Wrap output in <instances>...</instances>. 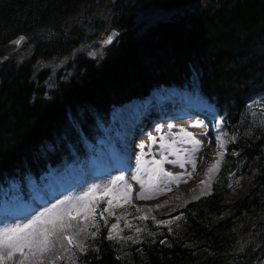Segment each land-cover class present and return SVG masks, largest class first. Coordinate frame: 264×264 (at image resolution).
<instances>
[{
  "label": "trees",
  "instance_id": "trees-1",
  "mask_svg": "<svg viewBox=\"0 0 264 264\" xmlns=\"http://www.w3.org/2000/svg\"><path fill=\"white\" fill-rule=\"evenodd\" d=\"M190 5L148 29L136 23L142 10ZM111 28L117 40L90 56ZM21 33L32 57L0 64V186L85 157L116 106L161 84L206 96L227 145L211 193L174 219L129 224L98 199L87 221L49 223L41 248L0 264H264V0H0V45ZM65 57L57 74L37 66Z\"/></svg>",
  "mask_w": 264,
  "mask_h": 264
},
{
  "label": "rangeland",
  "instance_id": "rangeland-1",
  "mask_svg": "<svg viewBox=\"0 0 264 264\" xmlns=\"http://www.w3.org/2000/svg\"><path fill=\"white\" fill-rule=\"evenodd\" d=\"M174 10L171 12L160 10L145 12L139 15V19L146 22L157 18L168 20L175 13L172 12ZM103 38L91 45L90 56L94 57L98 53L104 52ZM171 40L169 39L170 42ZM139 50L138 48L137 54H141L143 60L144 55L142 51L139 53ZM197 52L199 50L195 49L194 53L184 54L187 57H191V55L194 57ZM31 56L32 51L27 48L19 55L18 59L22 61ZM68 59L65 57L55 63L40 61V64L42 68H51L57 74V71L66 65ZM188 98L190 101L191 97ZM196 100L193 102L198 105V99ZM121 109L122 107H118L112 117L118 127L110 132V137L113 142L120 145L115 157L121 160L124 168L131 167V171L122 175L113 169L107 173L105 168L108 161L109 166L114 168L117 166L112 163L111 159L114 149L106 154L104 145L102 159L93 158L92 165L87 163L85 164L87 166H81L80 170L75 169L74 174L70 177V185H73V189H75L74 194H79L74 197V201L63 199L55 208L46 211L40 217L19 220L14 216L11 227L4 229L0 227V258L4 259L7 255L10 257L24 256L27 250L34 252L37 248H41L39 243L47 225L55 224L68 217L81 216L84 210L87 215L89 199L108 195L111 202L129 218L138 215L155 218L158 215L169 214L174 209L181 208L186 203L211 192L212 183L219 172L227 142L222 134L221 121L216 116L214 109H211L210 112L215 118L214 123L211 119V123L203 122L195 115L183 117L173 113L163 118L158 126L155 123L150 125L149 129L142 134L140 133L145 129L140 128L142 120L139 121V118H135V122L131 123L130 117L133 115V111L131 113L129 111L130 115L124 116V111L128 110ZM135 109L140 112L139 107H135ZM41 154L42 152H40ZM143 157L145 159L141 161ZM137 170L140 173L136 174ZM46 177L49 179L52 178V175L47 174ZM191 188L193 191H189ZM49 195L46 186L40 185L38 191L34 193L33 199L39 205L45 200V202L52 201ZM138 195L141 196L138 197ZM35 196H39L40 200ZM55 197L59 199L60 195ZM3 209L8 214L16 212L22 214L27 210L20 206H2ZM39 226L42 231L37 230Z\"/></svg>",
  "mask_w": 264,
  "mask_h": 264
},
{
  "label": "water",
  "instance_id": "water-1",
  "mask_svg": "<svg viewBox=\"0 0 264 264\" xmlns=\"http://www.w3.org/2000/svg\"><path fill=\"white\" fill-rule=\"evenodd\" d=\"M118 32L112 31L107 40L105 41V44L112 43L116 37L118 36ZM27 41V38L24 35H20L17 38L11 40L7 44H5L3 47H0V61H3L8 57V54L11 52H15L23 47L24 43Z\"/></svg>",
  "mask_w": 264,
  "mask_h": 264
},
{
  "label": "bare ground",
  "instance_id": "bare-ground-1",
  "mask_svg": "<svg viewBox=\"0 0 264 264\" xmlns=\"http://www.w3.org/2000/svg\"><path fill=\"white\" fill-rule=\"evenodd\" d=\"M140 13V12H139ZM139 13H137L136 14V18L138 17V15H139ZM53 58V57H52ZM51 59V58H50ZM47 59H38V61H37V66L39 67V69H41L42 67H41V64H40V61H45V62H47V63H49L50 61H46ZM260 84H264V82L262 83H260ZM172 85H168V84H161L160 86H155L153 89H161V88H164V87H171ZM263 87H264V85H263ZM256 91V88H254V87H252L250 90H249V92H248V94L249 95H251V94H253L254 92ZM249 95H248V97H249ZM250 98V97H249ZM156 99H157V96H156ZM245 102H246V106H247V104H248V102H247V100H245ZM110 103H112V102H110ZM108 105H110V104H108ZM139 105V104H138ZM226 105V104H225ZM227 106V105H226ZM246 106H245V108H244V110H246ZM122 109H124V110H128V111H124L125 113L123 114L124 116H126V115H130V113L133 111V115L130 117V122L132 123L133 121L135 122V118L136 117H134L135 115H136V113H137V111H136V109H135V103L134 104H131V105H126V106H124V107H122ZM121 109V110H122ZM107 110H109V107L107 108ZM129 111H130V113H129ZM154 113L152 112L151 113V115H153ZM150 115V116H151ZM138 116V115H137ZM139 117V116H138ZM140 117L142 118L143 117V115H140ZM147 119H149V116L147 115L146 117H145V119H144V121H146ZM49 146H52V144L51 145H49ZM188 188H190V187H188ZM189 191H193L192 190V188L189 190ZM186 242V241H185ZM185 244H189L188 242H186ZM192 246H194V248H195V245L193 244ZM202 247V246H201ZM193 248V249H194ZM225 251H227V249L225 248L224 250H222V252H225Z\"/></svg>",
  "mask_w": 264,
  "mask_h": 264
}]
</instances>
